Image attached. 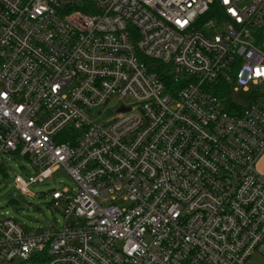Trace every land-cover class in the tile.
I'll list each match as a JSON object with an SVG mask.
<instances>
[{
	"label": "built area",
	"instance_id": "obj_1",
	"mask_svg": "<svg viewBox=\"0 0 264 264\" xmlns=\"http://www.w3.org/2000/svg\"><path fill=\"white\" fill-rule=\"evenodd\" d=\"M263 30L264 0H0V157L23 193L76 186L61 227L0 219V264L264 256V93L231 98L264 85Z\"/></svg>",
	"mask_w": 264,
	"mask_h": 264
},
{
	"label": "rangeland",
	"instance_id": "obj_2",
	"mask_svg": "<svg viewBox=\"0 0 264 264\" xmlns=\"http://www.w3.org/2000/svg\"><path fill=\"white\" fill-rule=\"evenodd\" d=\"M255 91L264 93V85L251 84L248 89L233 87L232 101L237 106L248 107L251 94ZM32 175H37V172L26 158L13 154L0 157V219L12 218L28 230L48 226L61 227L64 221V205L54 204L50 193L70 188L76 190L73 180L67 171L61 168L50 180L31 186L28 193L16 189L18 176L28 179ZM117 202L120 205L126 203L123 200ZM249 264H264V256L253 255Z\"/></svg>",
	"mask_w": 264,
	"mask_h": 264
},
{
	"label": "trees",
	"instance_id": "obj_3",
	"mask_svg": "<svg viewBox=\"0 0 264 264\" xmlns=\"http://www.w3.org/2000/svg\"><path fill=\"white\" fill-rule=\"evenodd\" d=\"M218 10V6L215 5L211 11L207 14V17H211L213 15L214 12H216ZM259 45L262 47V49L264 50V30L262 31V36L259 40Z\"/></svg>",
	"mask_w": 264,
	"mask_h": 264
},
{
	"label": "crops",
	"instance_id": "obj_4",
	"mask_svg": "<svg viewBox=\"0 0 264 264\" xmlns=\"http://www.w3.org/2000/svg\"><path fill=\"white\" fill-rule=\"evenodd\" d=\"M258 169L261 173L264 174V156L262 157V159L258 163Z\"/></svg>",
	"mask_w": 264,
	"mask_h": 264
}]
</instances>
